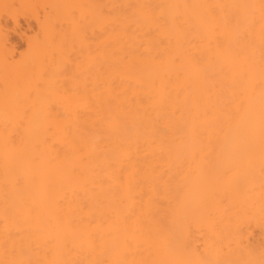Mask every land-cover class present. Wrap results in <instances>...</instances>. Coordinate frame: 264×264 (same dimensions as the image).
Here are the masks:
<instances>
[{
	"label": "bare ground",
	"instance_id": "bare-ground-1",
	"mask_svg": "<svg viewBox=\"0 0 264 264\" xmlns=\"http://www.w3.org/2000/svg\"><path fill=\"white\" fill-rule=\"evenodd\" d=\"M0 264H264V0H0Z\"/></svg>",
	"mask_w": 264,
	"mask_h": 264
},
{
	"label": "rangeland",
	"instance_id": "rangeland-1",
	"mask_svg": "<svg viewBox=\"0 0 264 264\" xmlns=\"http://www.w3.org/2000/svg\"><path fill=\"white\" fill-rule=\"evenodd\" d=\"M20 27L22 29L21 30L22 33H21V31L20 32L18 31V32H14V33L11 34L12 44L14 43L13 45H15L16 49L18 48L17 49L18 52L22 51L24 49L25 45H26V35H28L29 33H32V30L33 31L35 30V27H36L35 20H32V19L28 20V19H26V18L24 19V17H22L21 20H20Z\"/></svg>",
	"mask_w": 264,
	"mask_h": 264
}]
</instances>
